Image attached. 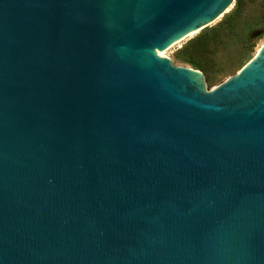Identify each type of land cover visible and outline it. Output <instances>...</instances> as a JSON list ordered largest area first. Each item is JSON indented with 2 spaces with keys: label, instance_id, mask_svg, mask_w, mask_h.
I'll return each mask as SVG.
<instances>
[{
  "label": "water",
  "instance_id": "95a60500",
  "mask_svg": "<svg viewBox=\"0 0 264 264\" xmlns=\"http://www.w3.org/2000/svg\"><path fill=\"white\" fill-rule=\"evenodd\" d=\"M233 2L0 0V264H264V42L165 52Z\"/></svg>",
  "mask_w": 264,
  "mask_h": 264
},
{
  "label": "rangeland",
  "instance_id": "374dc122",
  "mask_svg": "<svg viewBox=\"0 0 264 264\" xmlns=\"http://www.w3.org/2000/svg\"><path fill=\"white\" fill-rule=\"evenodd\" d=\"M234 3L235 0L226 13L207 27L165 47L167 57L183 61L185 54L182 48L202 32L196 44L202 47L199 61L208 72L194 67L204 73L207 87L215 86L236 73L264 41V0H241L234 14L224 21V16L230 13ZM251 30L252 38L248 40Z\"/></svg>",
  "mask_w": 264,
  "mask_h": 264
},
{
  "label": "trees",
  "instance_id": "16d2710c",
  "mask_svg": "<svg viewBox=\"0 0 264 264\" xmlns=\"http://www.w3.org/2000/svg\"><path fill=\"white\" fill-rule=\"evenodd\" d=\"M240 2L241 0H235L233 9L230 11V13L224 16V21H228V19L234 14V12L238 9L240 5ZM252 34H253V30L249 31V35L251 36ZM201 37H202V32L196 35L191 40H189L187 44L182 48V52L185 54L183 55L182 60L207 73L208 72L207 68L199 61V57H201L202 54L201 53L202 47L201 45L196 44L197 41H199V38ZM251 38L252 36L248 37V40H250Z\"/></svg>",
  "mask_w": 264,
  "mask_h": 264
},
{
  "label": "bare ground",
  "instance_id": "6f19581e",
  "mask_svg": "<svg viewBox=\"0 0 264 264\" xmlns=\"http://www.w3.org/2000/svg\"><path fill=\"white\" fill-rule=\"evenodd\" d=\"M197 31H198V30H193V31H190V32H188V33H187L185 36L191 35V34H193V33L197 32ZM185 36H184V37H185ZM184 37H183V38H184ZM263 42H264V41H263Z\"/></svg>",
  "mask_w": 264,
  "mask_h": 264
}]
</instances>
